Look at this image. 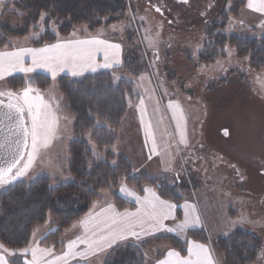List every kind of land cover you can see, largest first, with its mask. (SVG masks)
Masks as SVG:
<instances>
[{
  "label": "rangeland",
  "instance_id": "1",
  "mask_svg": "<svg viewBox=\"0 0 264 264\" xmlns=\"http://www.w3.org/2000/svg\"><path fill=\"white\" fill-rule=\"evenodd\" d=\"M147 1L163 7L167 16L175 15L173 17L178 21L188 22L185 24L180 21L179 25H172L167 16L155 15L157 12ZM128 2L130 12L127 21L114 23L108 28L105 26L96 28L93 34L88 28L78 24L67 35L56 32L59 36L55 42L36 46L32 40L38 38L46 26L47 15L43 13V21L40 18L29 33L12 39L10 47L4 48L0 53H12L22 48L41 49L65 41H74V35L78 33L95 36L101 41L120 39L124 45L127 44L134 49L138 45L148 67L141 69L136 76L115 74L116 81L123 76L130 77L137 98L135 102H130L113 151L116 154L125 153L135 171H146L171 185L176 182L182 184V194L191 193V197L185 199L190 201L186 203L187 207H190L189 212L192 215L196 212L199 217L198 224L181 231L184 212L178 214L177 209L181 207L176 206L174 219L166 223L168 224L166 228L173 231L165 229L159 233L171 234L178 239L186 240V254L182 255L167 243H154V249L147 252V263L161 264L162 261L168 260L165 258L168 257L169 251H175L180 257L192 260L195 256L189 255V248L199 244L207 248L212 264H225L227 254L219 248L213 250L210 242L215 237L236 229L253 232L260 241L258 254H264V71L256 69L249 58L238 56L235 49L229 45L222 46L216 43L218 29L214 30V34L208 30L212 26L211 23H214V17L219 15L226 4V0H187L184 4L178 3L177 0H128ZM76 6L80 9L85 5L76 2ZM176 6H180V10L185 13H180ZM169 8L175 13H171ZM2 23L14 29H24L23 21L19 18L4 17ZM130 24L133 27L130 29L131 33L127 34L126 26ZM51 26L57 30L56 24L53 23ZM224 32L237 33L243 37L264 36V3L261 0H247L240 16L237 19H230ZM23 66L25 68L33 66L31 54L24 56ZM66 70L68 69L58 70L55 77L47 68H36L32 72L10 71L0 78L2 81L0 91L5 93L12 91L22 95L23 90L29 86L11 89L4 83L8 77L16 74L28 77L41 72L53 79L62 75L73 76L72 73H66ZM31 95L41 96L45 104L51 106V110L58 117V122L46 145L43 142L38 145V152L26 173L0 184V192L15 181L29 182L40 175H48L63 182H68L72 178L66 169L69 162V143L74 137L73 118L65 109L57 83L54 82L53 86L45 91L35 90ZM26 116L30 129L31 119L27 111ZM225 129L228 131L227 136L223 134ZM31 151L30 136L26 155L16 172L27 164ZM121 185L135 190L126 183H121L119 187ZM148 188L150 186H145L144 189ZM110 193V190L101 192L100 198L96 201L104 202L110 199ZM117 193L127 200L122 196L121 190L117 189ZM134 204L137 206L136 202ZM86 215L87 213L81 219ZM49 228L48 223L37 229L26 247L14 250L3 244L9 249L8 253H4L8 264L15 253L28 264L32 260L34 248L50 250L41 258L51 254L52 247L39 243ZM202 228L205 229L208 242L188 237L189 229ZM63 241L64 247L61 248L63 250H57L62 251L59 257H63L69 251L68 244L65 248L67 240L64 238ZM86 247L85 244L77 242L73 251L81 252ZM25 248L29 251L23 252ZM159 250L162 253L155 256ZM40 255L38 252V256ZM106 255L107 251L104 249L84 262L103 264ZM70 256L72 255L57 260L55 264L66 262ZM74 263L79 261L70 264ZM248 264H264V259Z\"/></svg>",
  "mask_w": 264,
  "mask_h": 264
},
{
  "label": "trees",
  "instance_id": "2",
  "mask_svg": "<svg viewBox=\"0 0 264 264\" xmlns=\"http://www.w3.org/2000/svg\"><path fill=\"white\" fill-rule=\"evenodd\" d=\"M76 2L85 6L77 9ZM246 3L247 0H227L208 30L214 34V30L218 29L216 43L229 45L238 56L249 58L256 69L264 71V36L243 37L237 33L224 32L228 21L237 19ZM128 12V0H3L0 2V51L10 47L15 37L29 33L43 13L47 15L46 26L38 38L32 40L36 46L55 42L59 36L56 32L67 35L78 24L93 31L102 26L108 28L114 23L127 21ZM4 17L21 19L24 29L5 26L2 23ZM53 23L57 25V30L52 28ZM126 27V33L130 34L133 25ZM136 47L124 48L122 65L116 69L82 76L62 75L57 79L44 73L28 77L16 74L5 80L4 83L11 89L29 86L38 91H45L56 82L65 109L73 118L74 130V137L69 143L66 169L72 176L70 181L63 182L48 175H40L29 182L15 181L0 192V242L7 248L16 250L28 246L33 233L49 223L50 228L39 243L60 250L65 232L88 212L103 191H111V199L119 210L134 208V203L117 193L121 183H126L139 194L144 192L145 186L153 187L161 198L177 206L191 197V193L182 194V184L178 182L171 185L146 171L134 172L129 158L113 151L130 102H135L137 98L134 83L126 76H136L141 69L148 67L142 50L138 45ZM117 73L126 76L116 81ZM177 211L178 214L182 213L180 208ZM187 235L202 242L209 241L204 228L189 229ZM185 241L166 233L150 235L138 243L123 241L107 251L103 264H148L147 252L153 248L154 243L160 242L167 243L185 255ZM259 243V238L253 232L241 229L221 234L210 242L213 250L219 248L227 254L225 264H248L263 260L264 254H258ZM159 251L155 256L162 253ZM9 264L25 262L15 253L9 259Z\"/></svg>",
  "mask_w": 264,
  "mask_h": 264
},
{
  "label": "snow or ice",
  "instance_id": "3",
  "mask_svg": "<svg viewBox=\"0 0 264 264\" xmlns=\"http://www.w3.org/2000/svg\"><path fill=\"white\" fill-rule=\"evenodd\" d=\"M187 2V0H185ZM264 3V0H261ZM251 6V4H250ZM44 20V16H41V21ZM99 46H103L105 50V60H108V49H118L119 45H108L105 41L92 39V40H75L67 41L64 43H57L49 45L41 49H26L22 48L19 51L12 53H0V78L10 71L19 70L22 72H32L36 68H47L55 77L56 72L63 71L66 67L70 68L72 75L76 76L82 71L91 68L95 71L97 67L95 65V53L100 49ZM53 53V55H43ZM26 54L32 56V67L25 68L23 66V58ZM111 64L106 62L100 67H110ZM35 90L31 87H27L23 90L22 95H17L12 91L3 92L0 91V96H7L8 103L4 104L0 100V107L7 108L9 118H15V127L23 133L24 144H27V136H31L32 151L29 153V159L24 168L17 171L15 175L11 176V179H16L26 173L27 169L31 166L36 153L38 152V145L43 142L45 145L50 134L55 130L58 122V117L51 110L49 104H45L43 98L39 95L33 97L31 93ZM31 119L30 129L25 126V112ZM151 136V132L148 133ZM227 135V131H225ZM19 143V142H18ZM4 145L0 144V147ZM155 150V142L153 141V151ZM18 160H13L6 168H0V184L8 182L9 174L12 173V169L18 163ZM125 191V189H121ZM150 192L151 196L146 197L143 201L137 197V202L141 203V208L137 212L130 213H118L115 211L112 205H109L104 212L110 213L104 219L93 218L91 214L88 218L80 221L83 225L85 233L83 237H78L77 241H71L68 244L69 251L64 254L63 257H57V260H63L65 257L81 256L87 258L88 255H94L97 252L103 251L106 248L112 247L117 241L126 240L129 236H135L139 239L141 234L148 235L149 231H146L144 224L146 221H155V224L149 225L151 231H159L164 227L163 221L168 219L172 213V209L175 205L170 204L168 201L161 200L155 193ZM187 207V205L185 206ZM93 220L95 222L93 223ZM92 224L90 228L89 225ZM199 223V217L196 215L189 216L186 214L185 221L180 225V230ZM140 228V232L136 231V228ZM173 231V229H167ZM89 232L91 235L89 236ZM77 242L85 244L87 247L84 251L75 252L73 249L76 247ZM23 252H28L29 249L25 248ZM50 250L44 249H32V260L28 264H40L41 256L49 253ZM3 244H0V264H8V261L4 253H8ZM38 252L41 254L38 256ZM189 255L195 256L196 260L180 259L179 253L175 251H169L168 257L175 258L162 261L161 264H212V259L208 253L207 248L203 245L196 244L189 248ZM52 264V262H48Z\"/></svg>",
  "mask_w": 264,
  "mask_h": 264
},
{
  "label": "crops",
  "instance_id": "4",
  "mask_svg": "<svg viewBox=\"0 0 264 264\" xmlns=\"http://www.w3.org/2000/svg\"><path fill=\"white\" fill-rule=\"evenodd\" d=\"M147 2H148V5L149 6H152L153 5V3H151L150 1H147ZM171 13H173V12H171ZM93 31L91 32L92 34H93ZM96 38L97 37H95V36L92 37V35H87V34L85 35V34H79L78 33L77 35H74V41L75 40H92V39H96ZM68 40H71V39H68ZM119 40H116V39H105L104 41L108 45H119V48L118 49H108L109 55H108V60L106 61L105 60V50H104V47L103 46H99L101 50H99V51H97L95 53V58H94L95 59V65L97 66L95 68V71H93L91 68H88V69L82 71L80 74H78L76 76H82V75H85V74H88V73H94V72H97V71H100V70H112V69H116V68L121 67V65H122V57H123V53H124V48L127 46V44L124 45V43H122V41L120 42ZM121 45H123V46H121ZM43 55H47V54H43ZM106 62L110 63L111 66L110 67H107V68L100 67V65H103ZM66 69H68V70L65 71L66 73H72L71 70H70V68H67L66 67ZM1 83H2V81H0V84ZM121 154H125V153L122 152ZM133 168H134V166H133ZM134 172L139 173L141 171H139V170H136L135 171V169H134ZM123 185H121L118 188V190H121L122 188L125 189V191H122L121 190L122 196L125 197V198H127V200L130 201V202H132V203L136 202L137 203V206H135L133 209L119 210L115 206V204L113 203V201H112L111 198L108 199V200H106V201H104V202H100V201L97 202L96 201V202H94V204L92 205V207L90 208V210L87 212V215H86V217L84 219L88 218L90 214H91V216L93 218H98V219H104V218H106L107 216L110 215V213L104 212V209H107L109 205H112L113 208L115 209V211L118 212V213H124V212L134 213V212H137V210L141 208V203H138L137 202V197L140 199V201H143L146 197H149L150 198L151 194H150L149 191H147L149 189L151 190L152 193H155L156 196H158L161 200L168 201L170 204L175 205V203H173L172 201L161 198L158 195V193L156 192V190L155 189H152L151 187L148 188V189H144L145 192L142 195H138V193L135 190L128 188L126 185L125 186H123ZM187 202H190V201L184 200L179 205L181 207L182 211L184 212V221H185V218H186V214H188L189 216L192 215L189 212L190 207L189 208L188 207H185L187 205L186 204ZM176 206L177 205H175V207L172 209V213L169 216V218L168 219H165L163 221L164 227L162 229H160L159 231H151L150 228H149V225L155 224V221L148 220V221L145 222L144 228H145L146 231H149V233H150L148 235H153L156 232L157 233L163 232V231H165V229H167L166 227L168 226V224H166V223L167 222H170V221H172L174 219V215L173 214H174V211H176ZM195 215L198 216V214L196 212H195ZM84 219H81L80 221H82ZM80 221L78 223H75V225H74L75 227L72 226L69 230H67L65 232L64 238L67 240V241H65V248L68 246L67 244H69L72 240L77 241V238L78 237H83L84 236L85 229H84L83 225L80 224ZM94 222H95V220H93V223ZM89 227L90 228L92 227V224L91 223H90ZM136 231L140 232V228L137 227L136 228ZM90 235H91V232H89V236ZM148 235L141 234L140 237H139V239H137V237H135V236H129L126 240L117 241L114 245H116L118 242H123V241H138V240H141V239L147 237ZM114 245H112V246H114ZM110 248L111 247L106 248L105 250L108 251ZM61 250H63V249H61ZM51 252L52 253L49 254L48 256L41 258L40 264H48V262H52V264H55L57 262V259L56 258L59 257V256H61L60 253L62 251L57 252V250H54L53 249ZM97 253H99V252H97ZM97 253L94 254V255H91L90 254V255L87 256V258H84V257H81V256H70V258L66 262H62V263H58V264H70V263L75 262V261L84 262L85 260H88V259L93 258L95 255H97ZM165 259H168L169 260L171 258L167 257ZM180 259H184V258L180 257ZM195 259H196V257L194 259H192V260H195Z\"/></svg>",
  "mask_w": 264,
  "mask_h": 264
},
{
  "label": "water",
  "instance_id": "5",
  "mask_svg": "<svg viewBox=\"0 0 264 264\" xmlns=\"http://www.w3.org/2000/svg\"><path fill=\"white\" fill-rule=\"evenodd\" d=\"M179 1L183 2L185 0ZM0 100H2L4 104L8 103V97L6 95L0 96ZM24 119L25 126L29 128L28 118L26 117V114ZM225 131L227 130L223 131L224 135ZM26 139L27 144L25 145L23 142V133L15 127V118L13 117L12 119H10L7 108L0 107V144L4 145L3 147H0V168H6L14 159L19 161L12 169V173L9 174V177L7 178L8 180L11 179L12 175H15V170L19 167L20 163L23 161L26 155L30 135L27 136Z\"/></svg>",
  "mask_w": 264,
  "mask_h": 264
},
{
  "label": "flooded vegetation",
  "instance_id": "6",
  "mask_svg": "<svg viewBox=\"0 0 264 264\" xmlns=\"http://www.w3.org/2000/svg\"><path fill=\"white\" fill-rule=\"evenodd\" d=\"M177 2H178V3H182V4L185 3L184 1H183V2H182V1L179 2V0H177ZM173 6H174V5H171V7H173ZM176 7H178V6H176ZM179 7H180V6H179ZM179 7H178V11H179L180 13H183V14H184V11H183V10H180ZM152 9L155 10V11L157 12V13H155V15H158V17H159V15L167 16L165 10L163 9V7H160L157 3H155L154 5H152ZM169 10H170V12H171V11H172V8H169ZM173 13H175V11H174ZM179 15L182 16L181 14H179ZM173 16H175V15H173ZM173 16H167V17H168L170 23H171L172 25H174V26H175V24H176V25H179L180 21H181V22H184L185 24L188 22L187 20H180V21H178V19L174 18ZM184 23H183V24H184Z\"/></svg>",
  "mask_w": 264,
  "mask_h": 264
},
{
  "label": "bare ground",
  "instance_id": "7",
  "mask_svg": "<svg viewBox=\"0 0 264 264\" xmlns=\"http://www.w3.org/2000/svg\"><path fill=\"white\" fill-rule=\"evenodd\" d=\"M226 1H227V0H226ZM13 37H14V36H13ZM26 43H27V42H26ZM26 43H25V44H26ZM31 45H32V44H31ZM10 49H11V48H10ZM10 49H9V50H10ZM40 73H41V72H40ZM34 76H35V75H34ZM46 79H47V78H46ZM19 84H21V83H19ZM49 85H50V84H49ZM46 86H48V84H47ZM69 148H70V147H69ZM117 155H118V154H117ZM119 155H120V154H119ZM119 243H120V242H119Z\"/></svg>",
  "mask_w": 264,
  "mask_h": 264
}]
</instances>
